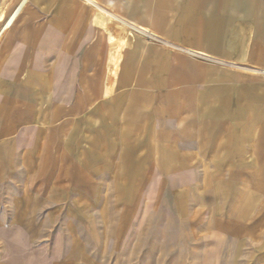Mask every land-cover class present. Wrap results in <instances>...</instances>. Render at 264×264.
<instances>
[{"label":"crops","instance_id":"1","mask_svg":"<svg viewBox=\"0 0 264 264\" xmlns=\"http://www.w3.org/2000/svg\"><path fill=\"white\" fill-rule=\"evenodd\" d=\"M166 210L192 257L264 264V0H0V264Z\"/></svg>","mask_w":264,"mask_h":264},{"label":"rangeland","instance_id":"2","mask_svg":"<svg viewBox=\"0 0 264 264\" xmlns=\"http://www.w3.org/2000/svg\"><path fill=\"white\" fill-rule=\"evenodd\" d=\"M101 257L64 264H228L227 257H192L188 238L168 210L134 222L118 235Z\"/></svg>","mask_w":264,"mask_h":264}]
</instances>
